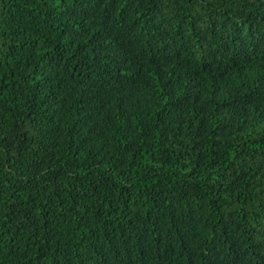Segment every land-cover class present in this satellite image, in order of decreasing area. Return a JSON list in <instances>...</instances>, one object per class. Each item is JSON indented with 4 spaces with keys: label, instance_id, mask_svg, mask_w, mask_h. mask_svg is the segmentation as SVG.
Wrapping results in <instances>:
<instances>
[{
    "label": "trees",
    "instance_id": "trees-1",
    "mask_svg": "<svg viewBox=\"0 0 264 264\" xmlns=\"http://www.w3.org/2000/svg\"><path fill=\"white\" fill-rule=\"evenodd\" d=\"M0 264H264V0H0Z\"/></svg>",
    "mask_w": 264,
    "mask_h": 264
}]
</instances>
